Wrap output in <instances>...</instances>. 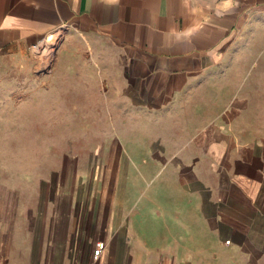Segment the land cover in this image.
Segmentation results:
<instances>
[{
  "label": "crops",
  "instance_id": "0c3cea01",
  "mask_svg": "<svg viewBox=\"0 0 264 264\" xmlns=\"http://www.w3.org/2000/svg\"><path fill=\"white\" fill-rule=\"evenodd\" d=\"M261 13L264 0H0V80L28 65L41 38L64 29L82 46L107 52L139 109L164 113L210 80ZM49 40L51 58L57 38ZM226 115L214 123L196 117L194 136L170 152L171 167L156 171L162 181L154 206L127 204L136 190L130 181L124 208L116 214L111 206L106 227L94 221L96 208L89 219L85 204L72 217L66 191L52 211L39 204L36 218L34 202L0 185V264H264V134L257 121ZM52 186L43 188L54 203ZM151 217L152 226L144 223ZM98 241L107 249L94 262Z\"/></svg>",
  "mask_w": 264,
  "mask_h": 264
},
{
  "label": "rangeland",
  "instance_id": "374dc122",
  "mask_svg": "<svg viewBox=\"0 0 264 264\" xmlns=\"http://www.w3.org/2000/svg\"><path fill=\"white\" fill-rule=\"evenodd\" d=\"M56 38L54 54L45 57L55 45L49 39ZM46 41L48 53L37 52ZM110 62L107 52L90 50L59 29L36 42L27 66L0 80V185L18 188L23 203L34 202L36 218L39 204L49 203L52 211L66 191L72 217L80 216L85 204V214L91 207L89 219L96 208L94 221L106 227L111 206L116 214L124 208L123 189L130 181L136 190L127 204L135 211L154 206L162 181L156 171L171 167L170 152L194 136L196 117L214 123L226 113L242 124L257 121L264 134V13L246 25L210 80L164 113L139 109ZM193 107L204 115H193ZM143 170L147 176L141 177ZM49 182L53 201L58 190L54 203L43 188ZM145 222L152 226L154 219Z\"/></svg>",
  "mask_w": 264,
  "mask_h": 264
},
{
  "label": "built area",
  "instance_id": "2783aa9c",
  "mask_svg": "<svg viewBox=\"0 0 264 264\" xmlns=\"http://www.w3.org/2000/svg\"><path fill=\"white\" fill-rule=\"evenodd\" d=\"M107 249V243L105 241H98L93 249L92 258L94 262H97Z\"/></svg>",
  "mask_w": 264,
  "mask_h": 264
},
{
  "label": "bare ground",
  "instance_id": "6f19581e",
  "mask_svg": "<svg viewBox=\"0 0 264 264\" xmlns=\"http://www.w3.org/2000/svg\"><path fill=\"white\" fill-rule=\"evenodd\" d=\"M49 49H50V42L46 41L40 47H38L37 52L45 54V53H48Z\"/></svg>",
  "mask_w": 264,
  "mask_h": 264
}]
</instances>
